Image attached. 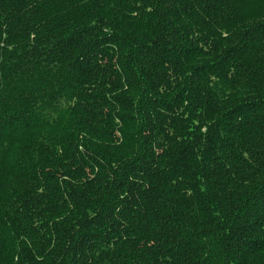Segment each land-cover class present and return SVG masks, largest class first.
I'll list each match as a JSON object with an SVG mask.
<instances>
[{
  "label": "trees",
  "instance_id": "trees-1",
  "mask_svg": "<svg viewBox=\"0 0 264 264\" xmlns=\"http://www.w3.org/2000/svg\"><path fill=\"white\" fill-rule=\"evenodd\" d=\"M0 264H264V0H0Z\"/></svg>",
  "mask_w": 264,
  "mask_h": 264
}]
</instances>
